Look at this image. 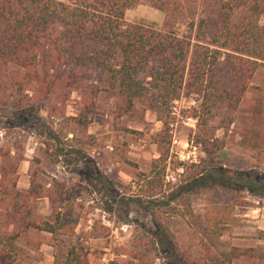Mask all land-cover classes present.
Wrapping results in <instances>:
<instances>
[{
    "label": "trees",
    "instance_id": "1",
    "mask_svg": "<svg viewBox=\"0 0 264 264\" xmlns=\"http://www.w3.org/2000/svg\"><path fill=\"white\" fill-rule=\"evenodd\" d=\"M139 4L164 13L160 27L125 20V11ZM180 19L185 21L178 26ZM0 90L8 97L17 93L19 105V114L0 113V264H20L19 243L34 247L24 238L42 233L52 238V264H92L96 250L73 238L82 186L71 177L47 174L34 154L29 187L19 189L25 146L12 130L35 125L47 158L78 168L95 144L88 112L101 91H114L118 108L131 117L139 114L137 102L162 116L184 93L200 98L194 114V138L203 152L199 161L167 192L168 152L159 148V157L138 180V198L129 199L161 227L165 217L185 219L186 244L166 243L171 264H264L263 229L256 234L260 243L225 247L219 238L227 232V214L196 212L189 200L204 184L264 190V0H0ZM72 93L91 101L67 114ZM45 105L46 120L39 113ZM217 128L230 130L250 154L245 172L228 173L217 163L224 152V141L214 137ZM158 196L164 198H150ZM42 198L51 205L47 215L36 210ZM134 231L138 244L152 252L155 241ZM117 247L127 255L124 264H154L151 253L124 243Z\"/></svg>",
    "mask_w": 264,
    "mask_h": 264
},
{
    "label": "rangeland",
    "instance_id": "2",
    "mask_svg": "<svg viewBox=\"0 0 264 264\" xmlns=\"http://www.w3.org/2000/svg\"><path fill=\"white\" fill-rule=\"evenodd\" d=\"M124 18L128 22L160 27L164 13L148 4H139L127 9ZM179 21L178 26H181L185 19ZM17 97V93L8 97L0 90V113L19 114ZM89 101L90 98L80 100L72 93L66 100V113L75 114ZM92 103L93 108L88 112V131L93 134L95 144L87 148L86 158L78 168L53 164L45 155L43 146L37 143L35 125L13 128L12 131L21 136L25 146L24 159L18 166L17 187L28 189L31 159L36 154L41 158V166L47 174L71 177L82 186L80 202L77 203L83 206L78 208L76 203L80 219L73 238L82 240L96 250L92 264H124L127 255L117 252L119 243H124L128 249H140L155 255L154 264H171L166 243L176 241L181 245L186 244L188 226L185 219L178 215L165 217L163 228L155 222L150 212L129 199L138 198V180L149 171L153 159L159 157V148L163 152L167 150L166 174L174 177L170 182L165 178L170 185H167V192L185 179V169L189 170L193 163L199 161L203 152L194 138V114L200 98L184 93L172 102L171 111L162 116L151 110L144 111L139 102L136 103L137 116L123 114L118 108L120 99L114 91L99 92ZM47 112L48 106L45 105L40 109V117L46 120ZM222 114L224 110L219 109V116ZM2 134L0 130V140ZM214 137L224 141V152L217 156V163L228 173L245 172L251 163L250 154L237 144L238 137L223 128L215 129ZM150 198L159 201L164 197ZM139 199L150 200L149 197ZM189 200L196 212L211 209L227 214L228 229L219 238L223 246L260 243L256 234L258 229L264 230V190L254 193L242 186L236 189L204 184L189 193ZM36 210L39 215H47L51 205L46 198H42L37 201ZM92 225L96 227L94 236L90 233ZM102 225L109 230L106 231ZM135 228L141 229L149 239L155 241L152 252L138 244ZM25 239L34 242L35 246L19 243L24 252L20 264H52L54 248L50 234L30 235ZM37 240L41 241L38 245Z\"/></svg>",
    "mask_w": 264,
    "mask_h": 264
},
{
    "label": "built area",
    "instance_id": "3",
    "mask_svg": "<svg viewBox=\"0 0 264 264\" xmlns=\"http://www.w3.org/2000/svg\"><path fill=\"white\" fill-rule=\"evenodd\" d=\"M181 171H183V170L181 169ZM165 178H166L167 182H170V180H172L174 177L166 174Z\"/></svg>",
    "mask_w": 264,
    "mask_h": 264
}]
</instances>
